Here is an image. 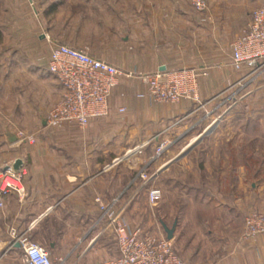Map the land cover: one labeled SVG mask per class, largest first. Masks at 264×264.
Returning <instances> with one entry per match:
<instances>
[{"label":"crops","instance_id":"1","mask_svg":"<svg viewBox=\"0 0 264 264\" xmlns=\"http://www.w3.org/2000/svg\"><path fill=\"white\" fill-rule=\"evenodd\" d=\"M263 4L264 0H208L203 22L187 0H35L32 6L30 0H0V99L6 101L0 167L13 168L19 160L25 172L22 196L2 198L0 264H21L20 250L12 246L14 236L25 234L32 240L50 233L52 224L61 227L46 248L53 264L54 249H65L71 239L72 249L84 248L78 261L111 229L107 214L123 219L137 193L132 187L139 172L156 166L152 157L142 165L149 147L168 146L195 132L217 100L247 83V72L231 66L229 44L240 35L252 10ZM56 44L86 50L135 74L121 79L112 91L108 116L91 120L85 129L46 125L47 113L61 95L47 73ZM161 68L204 70L198 101L151 103L137 76ZM18 132L34 136L35 143L20 141ZM139 147L142 158L137 162L133 149ZM218 166L210 172L204 162L183 164L184 175L193 169L207 172L210 183L218 180L219 189L210 190L208 200L218 201L217 208L222 207L227 218L215 219L212 228L201 220L207 229L193 231L183 248L184 258L189 264H264V239L241 240L244 217L250 211L264 213V189L252 182L244 190L246 179L240 172L232 169L229 176ZM221 186H229L227 195ZM192 213L198 223V212ZM180 226L179 221L176 234Z\"/></svg>","mask_w":264,"mask_h":264},{"label":"built area","instance_id":"2","mask_svg":"<svg viewBox=\"0 0 264 264\" xmlns=\"http://www.w3.org/2000/svg\"><path fill=\"white\" fill-rule=\"evenodd\" d=\"M196 14L202 16L207 11V0H187ZM231 66L236 72L245 70L246 77L264 74V4L255 8L240 35L230 44ZM204 71V70H203ZM197 68H181L140 74L137 77L146 86V98L153 104L174 105L181 101H198V80L205 73ZM47 73L61 89L60 99L47 113L46 125L60 128L74 125L85 129L91 120L106 118L109 114L108 100L121 79L135 77L113 65L90 56L86 50L74 49L56 44L50 50ZM20 141L34 144L35 138L17 133ZM162 144L157 150L160 153ZM141 147L133 149L136 154ZM132 153V154H134ZM24 169L0 167V210L2 198L9 195L22 196ZM155 175V174H154ZM154 175L147 176L142 170L138 174L143 183ZM158 188H150L147 201L155 203L160 197ZM107 210V208H102ZM108 226L112 228L117 247L114 258L98 264H189L181 259L170 241L162 236H154L141 227L132 228L117 214H107ZM13 234V232H12ZM13 244L19 245L21 264H53L50 251L28 238L25 234L14 236ZM264 239V213L250 211L243 221L241 240Z\"/></svg>","mask_w":264,"mask_h":264},{"label":"rangeland","instance_id":"3","mask_svg":"<svg viewBox=\"0 0 264 264\" xmlns=\"http://www.w3.org/2000/svg\"><path fill=\"white\" fill-rule=\"evenodd\" d=\"M34 2L35 0H30V6L34 5ZM207 11L202 16L197 14L203 22H206ZM5 46L10 49L7 44ZM2 78L3 75L0 76V88L3 82ZM247 80L249 82L241 84L242 87L231 89L217 100L213 111L207 110L209 114L206 122L198 126L195 132L172 142L160 153H157L160 146L155 148L153 145L150 146L151 148L149 147V152L143 158L141 156L142 149L136 152L137 162L144 159L149 161L151 157L153 162H157L156 166L149 167V170L143 169L149 177L156 174L157 169L174 159L192 139H197L205 129L215 124L210 134L203 137L183 158L171 164L169 170L158 174L144 184H141L143 181L139 178L135 186L132 187L133 191L137 190V193L132 201L130 212L128 211L129 213L123 217V220L132 227H141L151 235L164 238L162 224L170 229L176 220L177 224L170 242L177 255L185 262L186 249L183 248L188 240L193 238V231L196 229V231L203 232L207 229V226L204 225L203 230L199 222L205 220L208 222L207 225L212 228L216 225L215 219L219 221L227 219H225L223 208H217L218 201L208 200V196L211 195L210 190L216 192L217 188L219 189L218 180H213L210 183L206 180L207 172H194L193 169L184 175L181 170L185 161H189L191 166L204 162L206 163L205 168L210 172L212 169H216L218 164L220 169L223 168L224 174H229V176L232 169H235L236 172H240L241 177L246 179L243 183L244 190L250 189L252 182H255V186L261 185L264 189V74L248 77ZM5 102L0 99V123L3 125L6 123L3 118ZM218 103L219 105H217ZM144 163L145 161L142 165ZM238 169L241 170L238 171ZM259 171L260 173H258ZM153 187L158 188L161 194L155 203L150 204L147 201V192ZM221 191L227 195L226 193L230 191L229 186H221ZM234 191L236 190L232 192ZM195 196L199 198L202 196L204 199H194ZM193 211L198 212L199 217H196L198 223L193 222ZM184 214L186 216L183 217ZM186 220H189L190 224H184ZM179 221L181 222L180 231L176 234ZM56 229L59 231L61 227L52 224L50 233H40L30 241L43 248H48L55 237L54 230ZM74 242L71 239L68 241L69 246L65 249H54L52 256L54 264H98L104 258L115 257L117 253L112 228L101 235L91 249L78 261H76V256H80L84 248L72 249ZM62 259L64 262L59 263Z\"/></svg>","mask_w":264,"mask_h":264},{"label":"water","instance_id":"4","mask_svg":"<svg viewBox=\"0 0 264 264\" xmlns=\"http://www.w3.org/2000/svg\"><path fill=\"white\" fill-rule=\"evenodd\" d=\"M159 71H165V68H161V70ZM215 127V124H212L210 125L207 129H205L203 131L202 134H200L196 141L190 145V143L172 160H170L169 162H167L165 165H163L157 172L156 174L153 176L154 178L160 174L161 172H163L164 170H166L171 164L179 161L181 158H183L192 148L194 145H196L203 137L207 136L208 134H210V132L213 130V128ZM20 166V161L17 160L13 166L14 169H17L18 167ZM176 220L174 221V223L172 224L171 228L168 229L165 225L162 224V229H163V232L165 233V238L167 241H170L172 240L173 238V233L175 231V227H176ZM15 248H19V245L18 244H15L14 245ZM53 245L51 244L50 245V248H52Z\"/></svg>","mask_w":264,"mask_h":264},{"label":"bare ground","instance_id":"5","mask_svg":"<svg viewBox=\"0 0 264 264\" xmlns=\"http://www.w3.org/2000/svg\"><path fill=\"white\" fill-rule=\"evenodd\" d=\"M195 141H196V138L192 139V140L190 141V145L193 144Z\"/></svg>","mask_w":264,"mask_h":264}]
</instances>
